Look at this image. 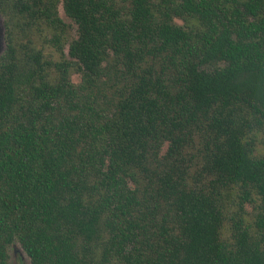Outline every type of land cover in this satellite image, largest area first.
I'll use <instances>...</instances> for the list:
<instances>
[{
  "label": "trees",
  "instance_id": "16d2710c",
  "mask_svg": "<svg viewBox=\"0 0 264 264\" xmlns=\"http://www.w3.org/2000/svg\"><path fill=\"white\" fill-rule=\"evenodd\" d=\"M0 11V264H264V0Z\"/></svg>",
  "mask_w": 264,
  "mask_h": 264
},
{
  "label": "rangeland",
  "instance_id": "374dc122",
  "mask_svg": "<svg viewBox=\"0 0 264 264\" xmlns=\"http://www.w3.org/2000/svg\"><path fill=\"white\" fill-rule=\"evenodd\" d=\"M61 12L62 15L66 17L65 13L63 12V9H61ZM10 253L11 264H31L29 257L18 243L14 244L11 247Z\"/></svg>",
  "mask_w": 264,
  "mask_h": 264
},
{
  "label": "water",
  "instance_id": "95a60500",
  "mask_svg": "<svg viewBox=\"0 0 264 264\" xmlns=\"http://www.w3.org/2000/svg\"><path fill=\"white\" fill-rule=\"evenodd\" d=\"M6 26L4 17L0 11V55L6 49Z\"/></svg>",
  "mask_w": 264,
  "mask_h": 264
}]
</instances>
